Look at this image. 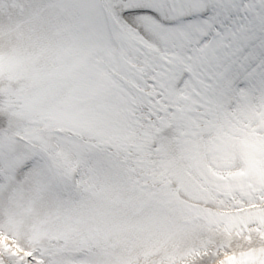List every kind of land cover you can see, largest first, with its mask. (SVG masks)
<instances>
[{"label": "snow or ice", "instance_id": "6c2138e0", "mask_svg": "<svg viewBox=\"0 0 264 264\" xmlns=\"http://www.w3.org/2000/svg\"><path fill=\"white\" fill-rule=\"evenodd\" d=\"M0 264H264V0H0Z\"/></svg>", "mask_w": 264, "mask_h": 264}]
</instances>
